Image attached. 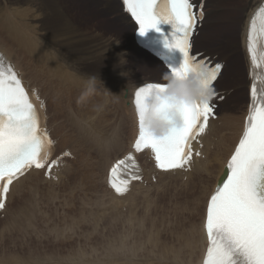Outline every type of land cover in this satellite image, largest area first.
<instances>
[{"label":"bare ground","instance_id":"6f19581e","mask_svg":"<svg viewBox=\"0 0 264 264\" xmlns=\"http://www.w3.org/2000/svg\"><path fill=\"white\" fill-rule=\"evenodd\" d=\"M2 1L8 4L9 11L7 12V17L14 21V25L6 26L0 24V34L9 41L20 46L21 49L29 56L40 59L46 66H39L31 59L25 60V54L19 53L3 39H0V50L4 51L6 55L16 64V66L22 70L25 78H27L33 86L41 88L43 95L49 100L48 114L50 116V122L55 127L53 135L58 139V148L60 149L58 150L57 155L66 149L70 150L73 155L72 158L67 157L59 160V162L49 170L46 168L41 171L34 168L31 169L26 176L17 180L12 185L11 200L18 188L23 183L24 186L19 191L18 197H20L22 194H24V191H26V198L29 192H35L38 188L42 187L40 185L42 183H50L51 185H53L52 183H64L68 184L66 186L64 185L67 189L66 196L70 199L74 198V200L76 197L83 198L81 199L82 201L85 199L87 203L90 204L89 206H91V209H93L94 214L96 212V215L106 214L108 220L111 223H115L117 220L116 222L129 224L132 228H137V234L140 238V245L137 247V249L132 251V260H121L117 263L113 260H104V262H101L100 258L97 260L92 258L90 264H201L207 246V238L204 229V214L206 205L203 202L204 208L201 207L202 200L200 198V193L202 196L203 189V196L206 198L221 181L226 171V164L230 159V155L232 151L235 150V147L242 136L249 107L250 90L248 86L251 81V77L248 73V70H246L247 72L243 70L244 79H246V84H244L245 89L247 85V100L245 102L246 108L243 112L244 116L243 123L240 128L241 131L224 160V165L217 180H215L214 177L219 170L220 162V160L215 161L214 157V151L216 149L217 142L221 140L222 134L224 132H235L237 118L242 114L241 105H234L232 107L234 109L233 113H229V111H223L226 103L228 101L230 102L233 94H235L231 93V90H226L230 88H225V90L221 91L223 92L222 95L224 97L228 95V98L223 102V104L220 105L219 109L221 112H217L215 116L209 118L205 132L199 136V139H197V145L200 147V154L195 158L193 155L191 156V160L193 161L192 170H189L188 172L179 170H169L170 172L161 171L154 166L155 163L152 161L148 151H139L138 154L140 161L143 162L142 164L146 170L144 178L132 180L128 193L117 194L114 191L108 189L106 182L109 184L113 165L118 160L126 157L128 151L132 147L135 137H137L139 132V123L134 111V105L132 103L133 91L140 84L145 82H166L164 80H159V78L153 80H142L145 77L143 74L139 76L137 75L139 71H136L135 62H132L130 66L129 64L127 65L128 60L126 59V56L128 53L122 48V45L125 47L132 42L146 56L149 58L151 57V59H155L162 66L163 64L155 57L143 51L135 43L134 33L137 29V26L129 18L127 13L124 12V0H78V2L80 4L82 3L86 9L90 8L88 6H91L92 9L97 10L100 13L103 12L106 17L110 18L108 21L111 22H106L108 25L116 23L126 31L133 29L132 35L129 37L130 39L126 35L129 34L128 32L125 34L127 37L124 38L121 36L122 33H119L120 30L106 31L103 28H99L100 26L91 25L87 22L84 24L82 20L78 18V12H75L76 10H74V6L69 3L68 0H52V3L49 7H46L42 0ZM222 1L223 0H207L206 6H211L212 8L210 9V12L213 13L214 11L220 9L216 6H218ZM257 1L258 0H228L226 4L228 7L225 6V13H231L234 11V9L238 11L239 6L245 3L244 11L247 9V12L244 16L245 18ZM78 2L76 0V3ZM82 10L88 14L85 9L82 8ZM214 19L216 18L212 17L208 20H211L212 22ZM227 22L229 21L226 19L220 22V25L216 26V28L219 29L215 30L214 34L221 36L223 31L225 35L223 39L228 42H232L231 35L227 33L228 30L225 31L228 26L226 25ZM237 23L239 27L242 25V28L239 30L240 42L235 40L237 43H235L233 46L230 45V47L237 48L240 44V52L244 49L246 37L245 31L247 28L245 25V20L243 21L242 17H239ZM104 26L107 27L106 25ZM207 26L208 24L203 26L204 34L205 28ZM204 34L201 30L198 35V44L201 43L199 39H201ZM122 37L124 38L123 41L121 40ZM219 39H221V37ZM215 44L220 46H217L216 50H213V54L218 55L216 53L220 51V54L223 56L221 59H219L218 55L217 60H228L227 58L232 52L222 53V51L224 52L225 43H223L221 40L217 43L215 42ZM215 44L201 45L202 47L197 49L196 52H200L208 47H210L209 49H213L212 47L215 46ZM130 54L137 56L135 51L130 52ZM137 58L139 60L137 59L136 61L139 62L141 59L138 56ZM233 60L234 58L232 57V62ZM141 62L148 64L154 71L161 74L163 73V71L158 66L153 64V62L149 61L147 58H142ZM111 67L117 73H121L123 78H121L119 75H114L110 70ZM232 69H234V66L231 67V70ZM225 70L226 67L222 74L225 72ZM166 72L169 76L167 70ZM38 73H41L47 79V81L42 80ZM233 76L234 79L241 78L240 72H237V74H234ZM92 77H95V79H92ZM113 78L121 83H123V79H139L132 82L130 89L125 94L128 102L127 110L122 118H119L120 114L118 111H115L112 115H108L106 113L108 106L113 103L114 96L116 95L111 87H104L99 94L103 95L105 99L102 101L99 100L98 102H89L93 104L91 105L88 103L89 107L87 110L85 108V102L79 101L76 98L74 91L70 90V87L77 85L78 83L85 86L86 88L95 89L98 87V85ZM43 82H45L50 87L43 85ZM240 84L242 83H235L234 85L238 86ZM235 88L237 90V88L240 89L241 86ZM81 100L87 101L88 98L86 96H82ZM54 115L63 122L62 125L58 127L59 133L56 127L58 126V120H53ZM126 122L129 123L128 126L126 125ZM127 130L130 133V140L126 143L124 138L125 136L127 137ZM62 134H64V137H60ZM66 135H69V137ZM81 143L84 145H91L92 151L96 150L99 156L104 160L103 164L100 160H98V165L104 169L101 180L98 178V173L95 172V167L92 176L93 182H102L104 194L108 198V201L106 202L108 213L105 211L103 206L104 194L102 190L92 184L91 189L88 190L91 193L87 192L83 195H78V190H76L75 184H71V180L73 179V175L76 171L74 163L81 157ZM87 151L91 152V150ZM80 160L83 159L81 158ZM92 164L91 162H83L82 168L86 170L92 169ZM154 177H157L156 183H153L154 181L152 179ZM79 180H81V185H84V188L89 183L86 182V179L84 180L83 177ZM144 181H148L147 185H144ZM181 185L185 186L184 191L186 194L178 197ZM203 185L204 187L202 188ZM42 190L43 189H41V191ZM167 193L169 194V199L165 200L167 199L165 198ZM91 194L95 199L90 203L89 200L92 196H89ZM161 196L166 202L172 203L170 204L171 206L168 204L170 206L168 211L166 208H163L157 204V201H161ZM21 197L17 199L20 201V204L17 206L14 217L10 207L7 209V212L0 217L8 220L14 218V221L18 222L21 218V215H23L25 212L22 209V206H24L26 198L24 197V199H21ZM178 198H184L188 201H183L182 204H178L176 203ZM66 199L67 198H64V200ZM198 203L201 210L192 211V208L197 206ZM75 204L83 214V209H81L82 206L80 207L78 202ZM95 208L98 210H95ZM195 217H197V219ZM5 222L6 224H12L8 221ZM168 228L171 229V235L175 239L173 243L176 242V245L174 244L175 246L161 247L160 251L158 250L159 253H156L155 256L152 255L153 246L156 244H162V234ZM143 244H146L151 249L150 254L147 250L149 255H144L140 249ZM121 248H124V251H126L125 247ZM16 259H18V262H16ZM75 259L76 257H72L71 263ZM6 260H11L14 262V264H20V258L16 254L10 258H6ZM22 264H26V262L23 261Z\"/></svg>","mask_w":264,"mask_h":264},{"label":"snow or ice","instance_id":"6c2138e0","mask_svg":"<svg viewBox=\"0 0 264 264\" xmlns=\"http://www.w3.org/2000/svg\"><path fill=\"white\" fill-rule=\"evenodd\" d=\"M124 4L141 33L155 28L162 20L172 24L173 43L169 46L183 53V63L172 69L173 74L186 75L201 67L205 70L199 74L201 84L211 91L210 98L180 105L176 117L167 115L171 106L162 102L159 111L169 124L163 135L147 131L145 111L147 96L154 90L163 91L166 84H145L135 95L139 132L134 151L151 149L156 167L161 170L183 169L191 160V141L205 132L209 115L213 113L211 101L223 99L214 82L224 66L191 52L197 20L204 17L202 10L199 16L194 12L192 0H124ZM261 41H264V4L249 21L247 53L252 84L248 115L242 136L226 164L227 178L218 183L207 203L208 248L204 264H264V47L260 46ZM255 70L259 71V81ZM42 107L32 102L17 72L0 67V209L5 207V194L14 180L30 169L45 166L52 141L43 127ZM137 167L133 153L118 160L111 169L110 186L118 194L126 192L129 181L117 182V170L139 179L129 171Z\"/></svg>","mask_w":264,"mask_h":264},{"label":"rangeland","instance_id":"374dc122","mask_svg":"<svg viewBox=\"0 0 264 264\" xmlns=\"http://www.w3.org/2000/svg\"><path fill=\"white\" fill-rule=\"evenodd\" d=\"M42 1L46 7H49L52 3V0H42ZM230 1H234V0H230ZM3 2L4 1L0 0V4H1L0 5V24L6 25V26L14 25V21H12L11 19H9V17H7L8 15L7 12L9 11L8 4L6 2L4 3ZM68 2L74 6V10H76L75 12H78V16H79L78 18L81 19L84 24L85 22H87L88 24H91V25L100 26L99 28H103L106 31L120 30L119 33L120 34L122 33L121 36H123L124 38L127 36L129 38L132 35L133 29L126 31L122 29L120 25L116 23L108 25L106 22H111V21H108L110 18L106 17V15L103 12L100 13L97 10L92 9L91 6H88L90 8H87L88 9L87 10L86 7L82 5V3L80 4L78 2V0L77 2L79 4L76 3V0H68ZM86 2H89V1H86ZM227 2L228 0H223L216 7L220 8L223 5L228 7V5H226ZM244 4L245 3L239 6L238 11L234 9V11H232L231 13H227V12L225 13V10H224L223 12L218 14L217 19H214L212 22L210 20V22H208L209 23L208 26L205 28V34H204V31H202L204 36L201 39H199V41H201V43L207 42L204 45H212V44H215V42L217 43L218 41L222 40L223 43H225L224 52L222 51V53L236 51L235 53L239 54V50L241 49V47H239L240 44L237 48L233 47L234 49L231 48L230 45L233 46L235 43H237L235 42V40H238V42H240L239 30L242 28L243 22H242L241 27H239L237 21L239 17H242L244 21V16L247 12V9H245L244 11V6H245ZM82 8L85 9L88 12V14L83 12ZM208 8L211 9L212 7L208 6ZM220 11L221 10L219 9L215 13H218ZM225 19L229 21L226 23V25L228 26L225 29V31L228 30L227 33L231 35L232 42H228L225 39H223L225 37L223 31H222L221 36L214 34V31L219 29V28H216V26L220 25V22H222ZM104 25H106L107 27H105ZM126 32H128L129 34H126ZM125 34L127 36H125ZM123 37L122 39L120 38L122 41L124 40ZM220 37L221 39H219ZM0 39H3L4 41H6L14 49H16L19 53L25 54L26 55L25 60L31 59L33 60V62H35L39 66H46L40 59L29 56L21 49L20 46H18L14 42L9 41L7 38H5L1 34H0ZM201 43L198 45V49L202 47ZM122 48L128 53V55L126 56L127 57L126 59L128 60L127 65L129 64L130 66L132 62H135L136 71H139L137 75L139 76L143 74L145 77L142 80H145V79L153 80V79L159 78V80L166 81L165 80L166 78L164 77L168 76V74L165 68L159 62H157L155 59H151V57L149 58L148 56H146L132 42L129 43L125 47H123L122 45ZM209 48L210 47L206 49L211 50ZM133 51L136 52V55L141 60L142 58H147L149 61L153 62V64L158 66L163 71V73L161 74V73L154 71L153 69H151V67L148 64L142 63L141 60L137 62L136 61L138 59L137 56L130 54V52H133ZM216 54L219 55V59L223 57L220 54V51ZM233 58L234 60L229 67L228 75L222 82L221 86L230 88L226 90H231V93H235V94H233L234 98L232 97L230 102L228 101L226 103V106L223 111H229V113H233L234 109L232 107L234 105H238V106L241 105L242 114L239 115L237 118L235 132L234 133L224 132L222 134L221 140L217 142V146L214 151V157H215V161L220 160V162H219V170L214 176L215 180L218 179V176L224 165V160L226 156L228 155V153L230 152L232 145L234 144L236 138L238 137L241 131L240 128L242 126L243 116H244L243 112L246 108L245 102L247 100V96H246L247 95L246 94L247 85H246V89L244 85L246 84L245 83L246 79H244L243 69H242V66H240L238 56L236 55ZM227 59L232 61L231 56H228ZM22 62L24 63L23 60ZM233 66H234V69L231 70V67ZM110 70L113 72L114 75L116 76L119 75L121 78H123V75L121 73H117L112 67L110 68ZM237 72H240L241 78L240 79L236 78L237 79L236 80L234 79L233 75L237 74ZM38 75L42 80L47 81V79L41 73H38ZM135 80H139V79L138 78H133L132 80L123 79V83H121V82H118L115 78H113L111 80L106 81L105 83L98 85V87L95 89L86 88L85 86L78 83L77 85H73L72 87H70V90L74 91L75 96L79 101L85 102L86 104L85 108L87 110L89 107L88 105L89 102H98L99 100L102 101L105 99L103 95L99 94L104 87H108V86L111 87L113 89V92L116 93V95L114 96L113 103L108 106L106 113L108 115H112L114 114L115 111H118L120 114L119 118H122L124 113L127 110L128 100L126 99L125 94L130 89L132 82ZM235 83H242V84L235 86L234 85ZM43 85L50 87L45 82H43ZM99 86H100V89H99ZM239 86H241V88L240 89L237 88L236 90L235 87H239ZM82 96H86L88 100L87 101L81 100ZM89 104L92 105L93 103H89ZM219 112H221L220 109H219ZM55 119L58 120L57 121L58 126L56 127L59 133L58 127L62 125L63 122L61 121V119H58V117L54 115L53 120ZM128 124L129 123L126 122L127 126ZM66 136L69 137V135H66ZM60 137H64V134H62ZM124 140L126 143L130 140V133L128 130H127V137L125 136ZM80 147H81L80 159L82 158L83 160L77 159L76 162L74 163L77 172L75 171V174L73 175V179L71 180V184L73 183L75 184L76 190H78V195H83L87 192L91 193L88 190L91 189L92 184L98 187L100 190H102L104 194L102 182L101 181L93 182V176H92V173L94 172V167H95V172L98 173V176H99L98 178L99 180H101L104 169L98 165V160H100L102 164L104 160L99 156L96 150L92 151L91 145L89 144L84 145L81 143ZM87 150H91V152ZM83 162L84 163L91 162V164L93 163L94 165L92 164V169L86 170L82 168ZM82 177L84 178V180L86 179V182H89L85 188H84V185L83 186L81 185L82 183L81 180H79ZM152 180L154 181L153 183H156L155 181L157 180V177L153 178ZM147 182H144V185H147ZM52 184L53 185H51L50 183L40 184L42 186L40 188L43 190L41 191V189L38 188L35 192L33 191L29 192L27 194V198L25 195L26 191H24V194H22L21 195L22 197L21 196L20 197L21 199H24V197L26 198V202H24V206H22V209L25 212L23 215H21V218L18 222H15L14 218H11L8 220L3 217H0V225L2 226V227L0 226V229L2 228L0 230V264H14L13 261L6 260V258H10L11 256L15 254L19 256L20 264H22L23 261H25L26 264H38V263L39 264H68V263L69 264H90V261H92V258L96 260L100 258L101 262H104V260H113L118 263L121 260L130 261L133 259L132 251L134 249H137V247L140 245V238H139V235L137 234V228H132L129 224H124L122 222H116L117 220L115 221V223H111L108 220V217L106 214L96 215L97 212L94 214L93 209H91V206H89L90 204H88L85 199L82 201L81 199L83 198L81 197H76L75 200L74 198L70 199L69 197H67L66 196L67 189L65 188V186L68 184H64V183L62 184L52 183ZM204 185L202 186V188L204 187ZM23 186H24V183L16 191L13 197V204L10 206L13 212V217H14L15 211L17 210V206H19L20 204V201L17 199L20 198L18 197V194H19V191L23 188ZM184 189H185V186L181 185V188L178 193V197H181L182 195L186 194ZM202 194H203V189H202ZM16 196L18 197L17 199H16ZM91 196L92 194L89 197ZM64 198H67V199L64 200ZM165 198H167L165 200L169 199L168 193L165 195ZM200 198L202 200L201 207L204 208V203H203L204 197L201 196V193H200ZM94 199L95 198L92 196L89 202L90 203L93 202ZM160 199L161 201L159 202L157 201V204L163 208H166L168 211L169 207L171 206L170 204L172 203L166 202L162 196ZM107 201H108V198L104 194V200H103L104 205L103 206H104L105 211L108 213L107 203H106ZM183 201H188V200H185L184 198L182 199L178 198L176 200V203L182 204ZM77 202L80 207L81 206L83 207V208L81 207V209H83L82 210L83 214L77 208L75 204ZM83 204H85L86 206ZM151 208H152V205H151ZM203 208H202V212H203ZM95 210H98V209L95 208ZM193 210H198V211L201 210L199 203L197 206H194L192 208V211ZM195 218L197 219V217ZM5 221H8L12 224H6ZM148 228H144V229H148ZM172 237L173 236L171 235V229L169 228L166 229L164 233L162 234V241H163L162 244H156L153 246L152 255L155 256L156 253H159L161 247L173 246L176 242L173 243L175 239L174 237L173 238ZM121 247H125L126 251H124V248L122 249ZM140 249L142 250L144 255L150 254L151 249L146 244H143ZM147 250L149 254L147 253ZM72 257L73 258L76 257V259L71 263ZM16 262H18V259H16Z\"/></svg>","mask_w":264,"mask_h":264},{"label":"clouds","instance_id":"9594fccd","mask_svg":"<svg viewBox=\"0 0 264 264\" xmlns=\"http://www.w3.org/2000/svg\"><path fill=\"white\" fill-rule=\"evenodd\" d=\"M203 71L205 70L201 67L198 71H189L186 75L172 73L167 76L166 88L163 91L154 90L147 96L145 126L148 132L160 136L165 134L169 127L164 114L159 111L162 102L171 106L167 115L176 117V108L180 105L210 98V89L201 84L202 76L199 73Z\"/></svg>","mask_w":264,"mask_h":264},{"label":"trees","instance_id":"16d2710c","mask_svg":"<svg viewBox=\"0 0 264 264\" xmlns=\"http://www.w3.org/2000/svg\"><path fill=\"white\" fill-rule=\"evenodd\" d=\"M207 42H205V43H202L201 45H204V44H206Z\"/></svg>","mask_w":264,"mask_h":264}]
</instances>
